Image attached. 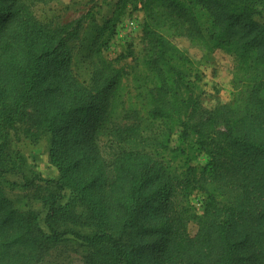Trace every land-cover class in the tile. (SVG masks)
Returning a JSON list of instances; mask_svg holds the SVG:
<instances>
[{
	"label": "trees",
	"instance_id": "1",
	"mask_svg": "<svg viewBox=\"0 0 264 264\" xmlns=\"http://www.w3.org/2000/svg\"><path fill=\"white\" fill-rule=\"evenodd\" d=\"M28 1L0 0V264H31L64 240L87 250V264H264V24L254 18L264 0H119L123 7L142 4L144 64L153 82L142 113L124 123V71L96 46L89 82L80 81L70 47L80 20L50 29ZM162 28L207 54L221 50L235 59L233 103L217 105L188 132L208 161L179 177L144 148L156 123L168 139L183 103L174 97L176 50ZM186 107L198 110L193 101ZM20 124L26 137H47L56 180L29 178L18 152L4 162L2 130ZM9 173L21 176L22 188L42 181L55 189L41 197L47 232L33 211L5 195L6 185H16ZM206 182L235 192V202L218 200ZM66 189L71 195L63 203ZM196 189L208 194L198 201L199 214L188 203ZM189 222L197 225L193 236ZM9 238L21 250L6 257Z\"/></svg>",
	"mask_w": 264,
	"mask_h": 264
},
{
	"label": "rangeland",
	"instance_id": "2",
	"mask_svg": "<svg viewBox=\"0 0 264 264\" xmlns=\"http://www.w3.org/2000/svg\"><path fill=\"white\" fill-rule=\"evenodd\" d=\"M28 4L35 19L50 29H59L65 24L80 20L78 35L70 42L72 69L77 78L88 84L95 59L91 50L100 46L102 57L124 71L120 91L123 103L122 123L129 122L133 116L142 113L140 108L144 102L145 91L153 82L144 64L147 51L144 26L146 19L139 1L124 7L119 0H29ZM254 18L264 24L263 6H257ZM100 28H103L101 34ZM158 32L176 50V57L171 61V65L175 75L179 77V88L174 97L183 103H180L181 110L176 116L173 132L168 139L162 134L161 124L156 123L154 129L146 134L148 139L144 148L156 155L172 176L179 177L186 173L188 168H195L200 172L208 161L207 154L199 148L195 137L188 132L191 125L204 119L206 113L217 105L233 103L235 59L221 50L207 54L174 29L162 28ZM191 101L197 104L198 110L193 112L190 107H186ZM20 125H17V129L2 130L1 138L7 143L4 162L8 161L12 153L18 152L25 163L22 169L29 178L41 176L56 180L59 170L49 159L47 137H26V126ZM153 137L156 140H152ZM6 177L16 185H6L5 195L19 210L33 211L39 227L47 232L44 224L47 208L41 197L47 196L55 189L42 181L22 188L19 174L9 173ZM204 186L208 193L218 200L235 202L236 193L232 190L209 182ZM62 193V202L65 203L69 200L71 192L66 189ZM207 199L208 194L205 191L196 189L188 197V203L191 210L199 214L201 211L197 205L198 201L205 202ZM78 229L86 231L83 228ZM196 230L197 225L189 222L188 233L193 236ZM5 240L8 244L2 252L6 257L21 250L20 245L13 242V239ZM86 252L87 250L78 243L64 240L50 246L41 256L38 255L32 260L31 264H87L84 257Z\"/></svg>",
	"mask_w": 264,
	"mask_h": 264
}]
</instances>
